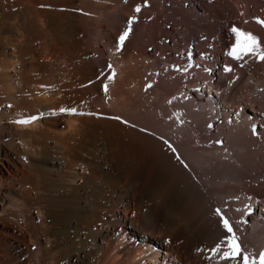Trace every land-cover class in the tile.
<instances>
[{
    "label": "bare ground",
    "instance_id": "obj_1",
    "mask_svg": "<svg viewBox=\"0 0 264 264\" xmlns=\"http://www.w3.org/2000/svg\"><path fill=\"white\" fill-rule=\"evenodd\" d=\"M183 1L194 8L203 0H0V264H222L208 251L226 236L214 209L237 232L248 198L264 201V128L257 138L251 131L260 115L251 108L261 110V99L247 97L264 62L238 91L223 88L214 99L191 90L208 76L165 74L161 57L144 46L166 54L160 32L170 21L169 49L180 57L196 32V15ZM258 6L252 16L264 15ZM134 15L140 22L117 53L115 41ZM242 21L241 30L264 47V30ZM196 48L205 66L207 51ZM109 64L112 81L105 78ZM242 90L251 108L238 102ZM242 105L249 114L229 123ZM32 116L34 123H15ZM247 209L257 211L254 204ZM254 217L240 244L258 259L264 216Z\"/></svg>",
    "mask_w": 264,
    "mask_h": 264
},
{
    "label": "rangeland",
    "instance_id": "obj_2",
    "mask_svg": "<svg viewBox=\"0 0 264 264\" xmlns=\"http://www.w3.org/2000/svg\"><path fill=\"white\" fill-rule=\"evenodd\" d=\"M232 1L233 0H223V2H215V0H212V2L209 3V0H203L198 5H196V7H194V8H191L188 2L183 1L184 4L182 3V6H185L186 10L190 9L196 15L195 24H194L195 28L193 30L194 32L195 31L196 32L194 33L192 39L189 42H186V40H185V43H182V47H180V57H176L172 53L173 48H171V50L169 49V47H174V44H175L174 40L172 39V36H173L172 34L174 33L175 26L173 25V22H170V21L164 23V25H163L164 31L160 32V35H163V33H165V35H163V37L161 36L159 43L166 46V48L168 50V51H166V54L161 55L159 52L156 51L154 46H149L150 44L149 45L147 44L144 46L146 52H148L150 55H154L156 57H161V58H159V60H160V64H162L161 68L164 69L163 71H165L164 72L165 74L167 73V74L172 75L173 73H175L177 75V73L178 74L182 73L183 67L180 71H177V70L169 71L170 70L169 66L171 64H174L175 61H179L181 65L186 66V64H188L186 54L188 53V50L191 47L196 45V47H199L198 48L199 50H201V51L204 50L203 52L207 51V53H208V52H210L211 48L214 46L215 51L213 53H215L217 56H220L218 59V62H220V63H218V64L221 67V64L224 62L222 51H223L224 47H225V49H227L228 47H230V45L232 46L233 40L235 39V37L230 32V28L232 26H236L237 28L241 29V23L243 22L242 20H243L244 16H242L240 12L238 13V10L245 8V7H248L249 12L252 16L255 13V10H256L258 5H259L258 8H264V0H259L258 3L256 0H234L235 3ZM237 4H239V5L237 6ZM202 5L204 7H202ZM204 10H208V12H204ZM216 11H219L220 13L215 14ZM246 13H247V11H246ZM170 15H172V13ZM216 15L218 16L217 20H216V17H217ZM202 17H203V20H202L203 22L202 23L200 21L198 22L199 18H202ZM139 22L140 21L138 19V21L136 23H139ZM142 22H143V20H142ZM204 22H205V24H203ZM167 23H169V24H167ZM245 25L247 26L248 24L245 23ZM210 26H211V28L212 27L213 28L211 29ZM209 28L211 30L214 29V33L211 32ZM179 29H180L179 30L180 34L183 35V33H185V27L183 25L182 26L180 25ZM215 30L216 31L218 30V31L216 32ZM197 31H199V32H197ZM194 36H195V38H194ZM213 40H216V42ZM176 41L177 40H175V42ZM187 43L188 44L191 43V45L188 47ZM209 43L213 44V45H210ZM185 46H186V48H185ZM201 46H204L203 47L204 49ZM102 49H105V48L102 47ZM196 50H197V48H196ZM156 57H155V59H156ZM198 57H197V52H196L195 58L197 60H198ZM209 62L205 61V66H211V63H212L211 60ZM197 64H199V63H197ZM231 64H232L233 71L228 73V75L226 76V81H223V82H225L226 85H225V87H222L225 89L228 88L229 91L234 90V88L236 91H238V88H239L238 86L240 85L241 80H243V78H247V76H249L250 73H253V72L261 73L262 72L261 69H259L260 71L258 70V72H257L256 67H259L261 63H257L256 59L252 56H248L246 59H244V58L240 59V60L236 61L235 63H231ZM241 65H243V67H241ZM213 68H214V66L212 67L211 73H213V70H215V68L214 69ZM201 69H204V68H201ZM189 70L191 71V69H189ZM192 70H193V68H192ZM160 71L158 70V72H160ZM175 74H173V75H175ZM207 76L209 79H211L214 82V84L216 83V85H217L218 81H221L219 79L220 78L219 76H216V79L212 75L209 77L208 73H207ZM256 76H259V74H256ZM232 81H234V82H232ZM228 82H232V83H228ZM258 84H259V86H258ZM246 94H247V92L245 90L240 91L237 94L240 97V101H238V102H242L251 108V104H253V103H251L252 100L247 101V99H243V97L246 96ZM250 95L258 96L259 99H261L260 102L256 104L258 106V108L261 110H257V108H255V106H253V108H251V109L255 110L257 113H259L261 116H263L264 115V112H263L264 111V100H262V99L264 97V75H263V78L261 79L260 82H258V83L256 82L255 87L252 88V91L250 92V94H248L247 97H250ZM223 97L225 98V95ZM211 99H213V98H211ZM222 103H225V101L222 100ZM220 120L221 119L218 118L219 124H220ZM222 120H223L222 125H224L225 120L224 119H222ZM210 143L212 144L213 141H211ZM153 250L156 253H161V251H162L161 247H153Z\"/></svg>",
    "mask_w": 264,
    "mask_h": 264
},
{
    "label": "snow or ice",
    "instance_id": "obj_3",
    "mask_svg": "<svg viewBox=\"0 0 264 264\" xmlns=\"http://www.w3.org/2000/svg\"><path fill=\"white\" fill-rule=\"evenodd\" d=\"M127 2V0H125ZM212 0H209V3H211ZM145 7L149 6L147 3L144 5ZM142 8L141 6L137 5L134 8V12L136 14L141 13ZM137 22V16L134 15L131 18H129L126 22V28L122 31V33L118 36V38L115 41V50L117 53L121 52L123 50V47L129 38L132 29L133 24ZM256 23L264 26V20L257 19ZM230 32L235 37V43L232 44L230 51L227 53V55L233 59L234 61L240 60L244 56H252L256 59H258L259 62H264V47L261 46L259 39L254 36L250 32H244L241 29L237 28L236 26H232L230 28ZM187 59L189 63L185 66L183 71H187L188 69H191L193 67L192 61V55L191 52L188 53ZM108 69L110 70V74L107 75L105 78L108 81H112L115 79V73L111 72L112 65L109 64ZM243 67V65H241ZM174 70L180 71V69L174 68ZM210 71V70H208ZM223 71L227 74L233 71L232 68L225 66ZM152 85L149 84L148 87H151ZM43 87V86H42ZM102 91L105 95L108 94L109 91V85L107 83L102 84ZM171 103V101H169ZM242 111V109H241ZM61 113L66 114H73V115H83L84 113H78L75 108L73 109H67V108H61ZM91 115V113H88ZM239 115L238 113L236 114ZM111 119L118 120L119 122L125 124L126 126L129 125V122L126 120H123L121 117H108ZM38 117L32 116L27 119L17 120L15 123L18 125L24 126L28 125L30 123H34ZM249 119H252L251 116H249ZM132 127H136L135 125H131ZM211 127V125H209ZM141 132H144L146 134L148 133L146 129H139ZM252 133L256 134V126H253ZM162 140V143L166 146L167 150H169L173 156L175 157L176 161L181 164L185 169L188 168L187 163L183 160V158L179 155L177 149L174 147V145L168 141L167 139L160 138ZM217 144L222 146V141H217ZM214 214L219 219V225L222 228L223 232L226 234L225 238L222 239L220 242H218L213 248L209 249L208 251L212 253V258H219V260L222 262V264H264V252H260L258 259L256 256L246 252L236 235V229L233 227V224L229 221V219L224 215L223 210L220 207H217L214 209ZM198 251H200L198 249Z\"/></svg>",
    "mask_w": 264,
    "mask_h": 264
}]
</instances>
